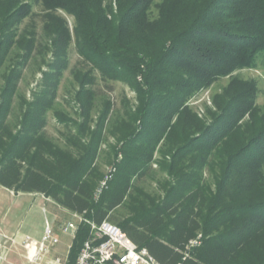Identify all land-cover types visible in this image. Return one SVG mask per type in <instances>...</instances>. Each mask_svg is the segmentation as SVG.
Instances as JSON below:
<instances>
[{
    "label": "trees",
    "instance_id": "1",
    "mask_svg": "<svg viewBox=\"0 0 264 264\" xmlns=\"http://www.w3.org/2000/svg\"><path fill=\"white\" fill-rule=\"evenodd\" d=\"M37 1L50 42L45 51L52 55L45 82L56 88L74 44L90 66L85 74L74 70L84 107L90 111L95 103L96 93L88 87L95 85L96 72L105 82L134 87L138 105L114 128L122 160L116 179L95 200L102 125L86 152L56 146L43 131L46 106L55 94L46 99L43 94L24 110L22 128L11 129L8 116L20 70L38 45L35 30L21 31L32 6L26 0H0V70L12 52L16 58L2 73L0 185L42 194L97 224L108 220L158 264H264V105L257 104L258 86L232 77L214 95L216 109L206 105L205 120L187 105L220 79L256 64L264 52V0ZM58 10L73 18V32ZM109 110L108 103L101 122ZM162 140L158 162L170 183L165 195L156 197L134 183L152 170ZM126 203L128 218L118 216ZM90 230L79 225L71 264ZM192 241L197 244L191 246Z\"/></svg>",
    "mask_w": 264,
    "mask_h": 264
},
{
    "label": "rangeland",
    "instance_id": "2",
    "mask_svg": "<svg viewBox=\"0 0 264 264\" xmlns=\"http://www.w3.org/2000/svg\"><path fill=\"white\" fill-rule=\"evenodd\" d=\"M163 0H155V5L162 3ZM27 5L32 6L31 16L27 18L21 26V31L29 27L36 32L38 52H34L30 60L21 67V77L18 80L16 91L12 96L11 112L8 116V122L11 125V129L14 133H17L22 128V116L24 110L28 107V104L36 102L37 96L41 95L45 99L54 96V99L49 105L46 106L45 113V127L44 132L56 146L62 149H70L74 153L86 152L89 150L92 141V137L95 131H103V140L97 146L96 159L94 166L97 167L99 175L96 178L97 187L100 182L105 178L109 171L112 172L113 177L117 172V164L122 160V154L120 148L122 142L119 141V133L114 132L115 126L121 121H128L126 116L129 109L135 110L138 105L137 93L134 87L123 81H103L100 78L99 73H95L98 78L93 86H89V89H93L96 93L95 103L92 104L91 110L84 107L81 98H78L79 91H82L80 83L76 80L74 70L78 72L87 73L90 70L89 64L79 56L76 52L74 44L70 48L69 54V68L63 70L62 77L59 79L56 88L51 87L52 82H45L43 78V71L50 70L46 65L51 61L52 55L45 51V46L50 44L49 39L44 36V11L42 6L37 0H26ZM116 8V3H114ZM155 5L152 8V16H157V9ZM57 14L63 16L68 21L70 30L73 32L74 20L72 17L66 15L62 10H58ZM40 50V51H39ZM10 59V60H9ZM7 59V62L0 70V101L1 93L5 89L6 81L2 75L4 72H8L10 66L15 61V53L12 52ZM232 77H239L243 80L254 82L258 86V106L264 105V52L258 55L256 64L253 67L237 70L232 73L231 76L225 77L217 81L209 89L202 90L199 94L194 96L187 105L193 108L194 112L202 119L207 118L206 105L208 107L216 109L213 103V97L216 93H221L222 90L228 86ZM142 81V78H138ZM109 103L110 110L105 119V122H101L100 114L103 112L105 106ZM89 113V115H87ZM83 128L81 130V127ZM102 125V126H101ZM101 126V129L99 128ZM76 138V139H75ZM163 140L160 142L159 147L156 149L153 161L152 170L149 174L135 181L134 185L137 190H144L149 195H159L163 197L165 195V184L170 183V178L165 173L161 172L159 167L160 146ZM76 147H80L78 150ZM114 179H116L114 177ZM134 191V190H133ZM135 192V191H134ZM136 193V192H135ZM43 198H47L43 195ZM49 199V198H48ZM129 201V200H128ZM127 201V202H128ZM117 215H124L128 218L130 214L129 205L127 203L117 209ZM51 215L41 211L35 212L29 218V221L41 222L50 228L47 221ZM66 216V215H65ZM60 215L59 223L61 227L58 229L57 238L62 241L68 239L72 241L70 230L65 231L64 227L68 226V219L75 221L74 218ZM32 221V222H33ZM31 223V222H30ZM78 231V230H77ZM77 231L73 234L77 235ZM201 238L199 235L197 241ZM35 254V250L31 251V255ZM40 255V254H39ZM40 259V256H38ZM37 259V260H38ZM59 264V260L56 261Z\"/></svg>",
    "mask_w": 264,
    "mask_h": 264
},
{
    "label": "crops",
    "instance_id": "3",
    "mask_svg": "<svg viewBox=\"0 0 264 264\" xmlns=\"http://www.w3.org/2000/svg\"><path fill=\"white\" fill-rule=\"evenodd\" d=\"M41 211L51 215L46 223L55 238L61 227L57 220L61 214L75 219L67 218L68 224H78L76 213L61 207L51 198L44 199L42 194L37 193H17L0 185V264H57V260L59 264H71L69 255L75 238L72 230L71 242L68 239L58 240L50 245L49 251L40 253V259L29 260L27 240L42 242L48 227L41 222L36 224L34 219L29 221L35 212Z\"/></svg>",
    "mask_w": 264,
    "mask_h": 264
},
{
    "label": "built area",
    "instance_id": "4",
    "mask_svg": "<svg viewBox=\"0 0 264 264\" xmlns=\"http://www.w3.org/2000/svg\"><path fill=\"white\" fill-rule=\"evenodd\" d=\"M113 179L111 171L100 182L95 190L94 199L98 200L103 192L108 189ZM78 224L69 223L65 231L76 232L79 225L85 223L90 226V237L84 242L75 264H158L156 259L146 248L136 245L129 236L117 225L108 220L101 224L87 220L84 215L75 214ZM58 239L53 236L48 228L42 242L37 243L27 240L29 260L36 261L42 252L49 251L51 244H56ZM197 244L192 241L191 246ZM35 250L32 256L31 251Z\"/></svg>",
    "mask_w": 264,
    "mask_h": 264
}]
</instances>
